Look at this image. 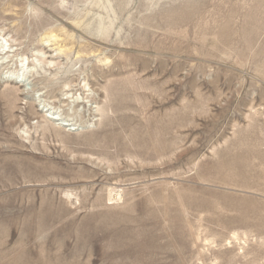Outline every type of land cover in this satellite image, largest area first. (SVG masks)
I'll use <instances>...</instances> for the list:
<instances>
[{
    "label": "rangeland",
    "instance_id": "374dc122",
    "mask_svg": "<svg viewBox=\"0 0 264 264\" xmlns=\"http://www.w3.org/2000/svg\"><path fill=\"white\" fill-rule=\"evenodd\" d=\"M263 28L264 0H0V264L264 263V206L238 217L264 205Z\"/></svg>",
    "mask_w": 264,
    "mask_h": 264
},
{
    "label": "bare ground",
    "instance_id": "6f19581e",
    "mask_svg": "<svg viewBox=\"0 0 264 264\" xmlns=\"http://www.w3.org/2000/svg\"><path fill=\"white\" fill-rule=\"evenodd\" d=\"M228 19H226V21H227ZM226 21H224V22H226ZM228 21H230V20H228ZM232 22V21H231ZM186 23V22H185ZM227 23V22H226ZM225 23V24H226ZM229 23V24H228ZM227 24H226V26H224V27H222V34L224 35H227L226 36V38H223L225 41H224V43H226V45H238V44H240V46H244V47H246V48H248V49H252L255 45H257L256 44V42H257V40H258V36H259V33H260V30L262 29V26L261 25H263V24H261V22H259V20L257 19V18H255V17H252L251 18V20H250V24H249V26H248V24H247V26L246 27H249V28H245V27H241L240 28V30L239 31H235L234 29H233V32L229 35L227 32H228V28L230 29V28H233V26H232V23H230V22H228ZM234 24V23H233ZM245 25H246V21H245ZM239 27V26H238ZM264 29V28H263ZM231 30V29H230ZM220 35V34H219ZM218 35V36H219ZM10 37V36H9ZM223 41V40H222ZM221 42V41H220ZM258 42H260L259 40H258ZM223 43V42H222ZM264 44V43H263ZM260 45V44H259ZM11 47V46H10ZM228 47V46H227ZM232 47V46H231ZM1 48V47H0ZM230 48V47H229ZM240 48V47H239ZM259 48V47H258ZM232 49V48H231ZM255 49V48H254ZM253 49V50H254ZM1 51H3V50H1ZM0 54H1V52H0ZM245 56V55H244ZM8 57V56H7ZM211 58V57H210ZM43 68V67H42ZM263 68H264V66H263ZM7 70V69H6ZM96 94V93H95ZM48 101V100H47ZM256 118V117H255ZM171 124V121H169V122H167V123H165V124H163V125H160V128H166V127H168V125H170ZM68 126V125H67ZM156 126H157V124H156ZM152 127V126H151ZM153 128H154V126H153ZM169 131V130H168ZM167 131V132H168ZM130 133V132H129ZM140 130H137V131H135V132H133L132 133V135H131V138H133V139H135V140H137V139H139V137H140ZM166 136V135H165ZM153 138V137H152ZM260 137H258V138H256V139H259ZM261 139V138H260ZM262 139H264V138H262ZM262 139H261V141H262ZM254 143V142H253ZM261 143V142H260ZM254 145V144H253ZM252 145V146H253ZM263 145V144H262ZM262 145H260V146H262ZM152 146V145H151ZM250 146V145H249ZM252 146H250V147H252ZM257 146L258 145H256V148H257ZM247 147V146H246ZM263 147V146H262ZM247 149V148H246ZM260 150V149H259ZM246 151V150H245ZM261 151H263V150H261ZM153 152V151H152ZM244 152V151H243ZM250 152H253V151H251L250 150ZM119 153V152H118ZM245 153V152H244ZM255 154H257V150H256V153ZM240 155V154H239ZM244 155V154H243ZM247 154H245V156H246ZM154 156V155H153ZM235 156H236V154H235ZM257 156V155H256ZM243 157V156H242ZM251 157V156H250ZM261 158V161H262V164H263V169H264V153L262 154V156H260ZM254 159V158H253ZM256 160V159H255ZM245 161H246V158H245ZM254 161V160H253ZM258 161H260V160H258ZM240 162H242V160L240 161ZM244 163V162H243ZM252 163V162H251ZM250 164V163H249ZM248 164V165H249ZM261 164V163H260ZM245 164H243L242 165V167L244 166ZM251 165V164H250ZM254 165V164H253ZM258 165V164H257ZM231 167H234L233 165L231 166ZM247 167H250V166H247ZM258 168H259V166H257ZM246 168V167H245ZM253 168V167H252ZM254 168H255V166H254ZM233 169V168H232ZM263 169H262V171H263ZM247 170V169H246ZM251 170V169H250ZM234 172H235V170H234ZM232 173V172H231ZM230 173V174H231ZM249 173V172H248ZM247 173V174H248ZM234 174V173H233ZM233 174H231V175H233ZM239 174V173H238ZM244 174H246V173H244ZM230 175V176H231ZM253 175V174H252ZM249 176V175H248ZM261 176V175H260ZM238 177V176H237ZM241 177V176H240ZM242 178V177H241ZM245 178V177H244ZM248 178V177H247ZM257 178V177H256ZM234 179V178H233ZM246 179V178H245ZM255 179V178H254ZM258 179V178H257ZM241 181H242V179H240ZM250 180V179H249ZM252 180V179H251ZM231 181V180H230ZM253 181V180H252ZM259 181H260V178H259ZM258 181V182H259ZM237 182V181H236ZM256 182V181H255ZM241 183V182H240ZM239 183V184H240ZM263 183V182H262ZM257 184V183H256ZM259 185V184H258ZM261 185V184H260ZM250 187V186H249ZM252 187V186H251ZM245 188V187H244ZM261 188V187H260ZM262 188H264V187H262ZM261 188V189H262ZM261 189H259V190H261ZM264 190V189H263ZM249 191V190H248ZM257 191V190H256ZM262 191V190H261ZM263 192V191H262ZM264 193V192H263ZM114 195V194H113ZM118 195V194H117ZM120 199H122V197H120V196H118ZM116 200V199H115ZM225 200H226V202H232V201H234V202H236L237 201V199H234V198H232V197H226L225 198ZM119 201V200H118ZM120 202V201H119ZM240 202L243 204V205H246V208H244V209H242V210H240L239 211V215H238V217L239 218H241V219H244L248 214H249V212L253 209V206H264V205H262V204H260V203H258L257 201H255V200H252V199H241L240 200ZM208 208L206 209V210H208L214 217H223V216H228V218H232V219H234V218H237L236 216H232V215H229V213L231 212V210H230V208H227L226 210H225V212H226V214H222V213H219L217 210H216V206H215V204L214 203H208V204H205ZM230 206H232V205H230ZM232 207H235V206H232ZM249 207V209H247ZM191 209V208H190ZM199 213V212H198ZM252 217H258V218H260L259 219V221H260V223H263V224H261L260 226H256L255 228H257L259 231H261V232H264V215L263 214H261V212L260 211H255V213H252V215H251ZM224 218V217H223ZM225 219V218H224ZM223 220V219H222ZM230 220V219H229ZM225 221V220H224ZM228 221V220H227ZM234 221V220H233ZM247 223V222H246ZM236 224V223H235ZM249 223H247V225H248ZM184 227V226H183ZM41 228V227H40ZM39 248V247H38ZM47 259V258H46ZM20 261V260H19ZM261 264H264V263H261Z\"/></svg>",
    "mask_w": 264,
    "mask_h": 264
}]
</instances>
